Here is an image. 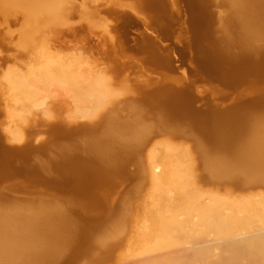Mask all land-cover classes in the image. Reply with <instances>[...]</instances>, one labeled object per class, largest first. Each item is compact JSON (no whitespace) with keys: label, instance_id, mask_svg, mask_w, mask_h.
I'll use <instances>...</instances> for the list:
<instances>
[{"label":"bare ground","instance_id":"1","mask_svg":"<svg viewBox=\"0 0 264 264\" xmlns=\"http://www.w3.org/2000/svg\"><path fill=\"white\" fill-rule=\"evenodd\" d=\"M77 1L0 0V10H19L31 24H36L42 17L48 22L60 23L65 19L66 4L73 8L77 6ZM180 1L187 4L185 11L194 32L187 38L193 37V46L196 45V52L200 56V73L205 72L210 78H215L218 73V80L231 84L235 80L253 77V73L264 69V44H260L264 43V0H218L217 6L222 4V7H226V13L223 15L220 11L218 19L225 29L222 35L209 31L214 16L208 6L215 0ZM141 2L142 7L135 9L149 14L153 20V30H158L164 34L163 39H168L171 36L168 31L173 27L170 2ZM114 14L118 18L116 26L119 37L122 42L127 43L131 40L128 31L131 24L130 14L116 8ZM231 28H238V32L235 35L230 34ZM70 30L74 32L76 27ZM133 40L139 41L140 48L146 52L145 60L151 65L171 63L170 56L165 54L174 50L169 42L162 47L156 38L144 32H138ZM177 41L183 43L178 37ZM194 54L195 52L191 59L196 62ZM45 55L47 62L37 71L32 70L29 75H9L8 85L5 88L0 86V105L3 104L2 95L5 94H8L9 100L30 101L34 105H40L43 96L40 98L39 89L34 83L56 84L73 91L77 97L75 117L90 119L79 124L76 129L93 135L98 124H105L107 131L92 136L86 147L93 154L92 159L97 166L86 169L76 160L77 157L68 155L67 152L56 163L64 181H70L67 173L69 169L88 179V187H84L83 192L77 189L87 200L85 211L102 213L106 195L99 189L107 181H111L110 171L132 175L126 165L148 145L146 128L138 122L131 127L128 121L124 122V128L123 123H119L120 120L104 119V116L97 115L115 96L108 83L102 78L92 77V71L83 70L78 60L53 62L48 61L49 56ZM144 83L138 88V93L141 91L143 98L150 100L148 102H151V109L155 110L156 117L161 121L166 116L174 121L202 114V111L191 105L192 96L189 95L190 91L185 83L176 84L174 80L164 84L150 80ZM145 87L148 89H144ZM254 92L255 88H247V92H242L246 102L242 100L235 103V107L232 105L225 110L219 107L214 109L212 117L216 122L209 121L206 127L198 122L193 123V126L207 134L208 143L213 147L210 152L201 149L200 157L207 171L206 176L222 186H264V123H258L245 110L254 104H264V93L255 98H247ZM8 103L7 100L4 105L7 107ZM86 105L94 110L83 109ZM9 107L10 105L6 109L8 114ZM96 115L99 117L98 121L92 119ZM122 129H128V132H123ZM3 130L6 141H26L22 134H15L11 128ZM25 145L22 151L10 148L2 143L0 136L1 183L12 177L11 156L15 152L27 151V143ZM147 157L145 172L153 188L150 194L151 207L145 215L146 221L143 225L138 227L139 220H134V224L130 226L142 243L140 249L143 253H150L177 246L184 239L201 237L202 241L193 246V256L188 255V249L165 250L149 256L142 264H198V261H201L200 264H264L263 196L259 199H233L213 194L206 197L198 186V176L190 154L165 148L159 152H150ZM141 170L144 171L143 168ZM18 171L24 172L23 167ZM62 210L50 209L47 212V209L31 207L27 211H20L13 207H0V264H56V259L65 245L67 244L66 250L73 249L75 245L71 246L76 233L70 227V219L65 210ZM81 219L79 229L82 230L90 228L94 223L88 216ZM94 243L97 246L103 245L100 241H92L91 244Z\"/></svg>","mask_w":264,"mask_h":264},{"label":"rangeland","instance_id":"2","mask_svg":"<svg viewBox=\"0 0 264 264\" xmlns=\"http://www.w3.org/2000/svg\"><path fill=\"white\" fill-rule=\"evenodd\" d=\"M168 1L170 12L173 14L171 23L175 41L178 42V37L190 44V57L186 64L180 62L174 50L165 53L170 56L171 63L155 66L145 60L146 52L140 48L138 40L137 42L133 40L138 36V32L152 35L162 47L169 43L167 39H163L164 34L153 30L152 17L135 9L142 7L141 0H78L76 7L69 8L70 4H66L65 19L60 23L48 22L42 17L36 24H31L19 10L9 12L0 10L1 87L5 88L8 85L7 79L11 74L29 75L32 70L40 69L47 62L45 54L49 56L48 61L53 62L78 60L83 70L92 71V77L102 78L115 93L113 100L98 111L97 115L104 116V119L120 120L119 123L123 125L128 121L131 127L135 126L133 123L138 122L146 128L148 136V145L142 153L126 165V169L132 175L110 171L111 181H107V184L99 189L106 195L104 211L98 214L94 211L86 212L87 200L80 192H83L84 187H88V179L78 176L69 169L67 173L70 181H64L56 163L67 152L68 155L77 157L76 160L86 169L97 166L92 159L93 154L86 147L92 136L107 131V128H104L105 124L103 126L98 124L93 135L76 129L79 124L90 119L75 117L77 97L73 91L56 84L34 83L39 89L40 98L43 96L40 105H34L30 101L9 100L8 94L2 95L3 104L0 105L2 143L21 151L27 143V151L15 152L11 156L12 177L0 182V207L3 209L13 207L20 211H27L31 207L47 209V212L50 209L65 210L70 219V227L76 233L71 246L75 245L73 249L66 250V244L58 255L56 264H142L149 256L165 250L188 249V255L193 256L194 245L202 241L201 237L184 239L177 246L143 253L137 233L130 228L134 220H139L138 227L143 225L146 221L145 215L151 207L150 194L153 188L148 181L145 167L148 162L147 156L153 151L171 148L190 154L198 176V186L206 197L210 194L233 199L264 197V186L247 188L222 186L207 177L200 154L202 148L210 152L213 147L208 143L207 134L193 126L194 122L205 127L209 121L216 122L212 117V111L218 107L225 110L232 105L235 107V103L242 100L246 102L242 92H247V88L256 89L253 94H247L249 96L247 98H255L264 93V69L253 73V77L235 80L231 84L218 80V73L215 74V78L208 77L205 72L200 73L198 71L200 65L191 59L195 52L193 37L187 38L193 34L186 12L187 4L180 0ZM217 2L218 0L212 1L208 6L214 16L209 31L215 35H222L225 29L218 19L220 11L223 15L226 13V7H222V4L217 6ZM115 8L125 10L143 25L142 28L128 27L131 40L127 43L122 42L119 37ZM75 27L76 31L70 30ZM236 32L238 28L229 30L230 34L235 35ZM149 80L161 84L170 80H174L176 84L185 83L188 85L189 95L192 96L191 105L194 109L202 111V114L174 121L166 116L161 121L156 117L155 110L151 109V102H148L150 100L143 98L141 91L138 93L140 85ZM144 89L147 90L148 87ZM7 100L10 114L6 113L8 105L7 107L4 105ZM251 106L245 110L258 123H264V104ZM83 109L91 111L93 108L86 105ZM97 115L92 119L98 121ZM75 121L78 123L75 124ZM3 128H11L15 134H22L26 141L24 143L6 141L3 137L6 135ZM122 131L128 132V129ZM141 165L143 167H140ZM22 167L24 172L18 171ZM141 168L144 171H140ZM77 189H80V192ZM84 216L92 218L94 223L90 228L82 230L79 229V224L82 223L80 218ZM92 241L96 243L100 241L103 245L97 246L95 243L92 245ZM200 262L198 261V264Z\"/></svg>","mask_w":264,"mask_h":264},{"label":"water","instance_id":"3","mask_svg":"<svg viewBox=\"0 0 264 264\" xmlns=\"http://www.w3.org/2000/svg\"><path fill=\"white\" fill-rule=\"evenodd\" d=\"M130 20H131V24H129L130 27H134V28H142L143 25L130 14ZM191 31L193 32V27L191 25ZM171 33V36L167 39V41L170 43V45L174 48V50L176 51L179 60L182 64H186L189 60L190 57V44H188V42L186 40H183L182 44L178 43L175 41L174 39V33L172 32V30L168 31V34ZM194 34V32H193ZM193 49H195V60L198 62V58L200 57L198 55V53L196 52V45L194 44Z\"/></svg>","mask_w":264,"mask_h":264}]
</instances>
